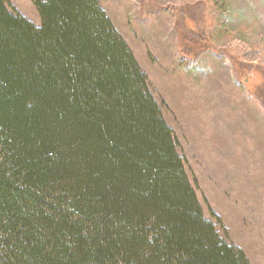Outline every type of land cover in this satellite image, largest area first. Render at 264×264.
<instances>
[{
    "label": "trees",
    "instance_id": "1",
    "mask_svg": "<svg viewBox=\"0 0 264 264\" xmlns=\"http://www.w3.org/2000/svg\"><path fill=\"white\" fill-rule=\"evenodd\" d=\"M30 2L0 0V264H250L99 0Z\"/></svg>",
    "mask_w": 264,
    "mask_h": 264
},
{
    "label": "rangeland",
    "instance_id": "2",
    "mask_svg": "<svg viewBox=\"0 0 264 264\" xmlns=\"http://www.w3.org/2000/svg\"><path fill=\"white\" fill-rule=\"evenodd\" d=\"M147 77L202 208L264 264V0H99ZM40 25L30 0H8Z\"/></svg>",
    "mask_w": 264,
    "mask_h": 264
}]
</instances>
